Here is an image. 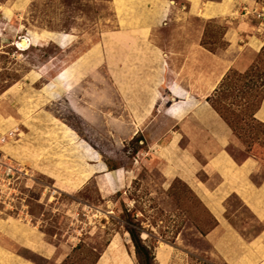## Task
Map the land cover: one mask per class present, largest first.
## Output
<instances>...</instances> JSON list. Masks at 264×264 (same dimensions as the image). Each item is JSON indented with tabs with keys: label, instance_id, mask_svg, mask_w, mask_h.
Instances as JSON below:
<instances>
[{
	"label": "rangeland",
	"instance_id": "rangeland-1",
	"mask_svg": "<svg viewBox=\"0 0 264 264\" xmlns=\"http://www.w3.org/2000/svg\"><path fill=\"white\" fill-rule=\"evenodd\" d=\"M120 30L110 0H0V153L27 174L14 184L13 200H0V220L34 226L66 255L61 264H94L96 256L95 264H138L125 232L127 215L155 264H224L205 240L213 217L189 186L166 178L170 163L159 158L170 160L168 150L134 140L118 84L123 52L113 51L112 60L107 48L110 32ZM225 32L218 22L170 20L148 44L165 54H184L185 42L217 52L226 48ZM23 39L25 51L17 46ZM259 53L242 54L258 68L248 84L257 97L247 111L234 107L239 148L229 147L228 154L237 162L260 155L264 145V124L251 117L264 101ZM140 55L135 64L144 70ZM180 57L170 60L178 64ZM246 69L237 63L226 75ZM19 252L36 264H56Z\"/></svg>",
	"mask_w": 264,
	"mask_h": 264
},
{
	"label": "crops",
	"instance_id": "crops-1",
	"mask_svg": "<svg viewBox=\"0 0 264 264\" xmlns=\"http://www.w3.org/2000/svg\"><path fill=\"white\" fill-rule=\"evenodd\" d=\"M110 5L121 30L110 32L107 48L112 60L113 51L123 52V77L115 79L134 135L149 149L168 150L170 160L159 158L170 163L166 178L189 186L213 217L205 240L224 264H264V145L260 155L234 160L228 148H239V142L207 102L233 65H251L242 56L246 50L255 54L264 48V0H110ZM191 18L226 26V48L211 53L185 42L179 55L148 44L166 22ZM134 50L144 70L135 64ZM171 56L182 59L177 64ZM255 118L264 124V101ZM19 251L56 264L66 258L24 220H0V264H36Z\"/></svg>",
	"mask_w": 264,
	"mask_h": 264
},
{
	"label": "trees",
	"instance_id": "trees-1",
	"mask_svg": "<svg viewBox=\"0 0 264 264\" xmlns=\"http://www.w3.org/2000/svg\"><path fill=\"white\" fill-rule=\"evenodd\" d=\"M208 51L211 53L213 52L212 50H208ZM263 52H264V48L260 51L259 56L262 55ZM249 67L244 71V73H240L237 75L235 73L236 71L233 70L235 72L231 73L230 75H226L222 79L220 85L215 90L214 94L207 99V102L210 104L211 108L219 115V117L227 124V126L231 129V131L235 135H236V128L234 126V123L237 120L236 118L232 119L235 115L234 111L236 110V108L234 107L239 106V108H241V111L243 107V111H247L252 107L257 97V90L251 88L248 84L251 83V79L252 77H254L253 76L254 72L256 73V71H258V68L257 66H251L250 68ZM234 78L236 79V81L234 80ZM261 87H263L264 89V81H262ZM244 99L246 100L245 103L243 104ZM223 100L224 102L225 101L227 102L222 103ZM262 100H263V96H261L257 101V105L254 109L255 113L259 110ZM251 117L253 122H256L259 126H263L262 123L254 119L252 114ZM237 124L239 123L237 122ZM134 140H137V142L140 143L142 137L140 135H137L135 136ZM127 218L129 223H127V225L125 226V232L128 234L130 241L134 247L137 263L155 264L154 256L151 252V249L145 246L141 239L140 228L132 224L133 220L131 216L127 215ZM77 250H80V248L75 249L74 252H76ZM99 257L100 256L95 257L96 259H94L95 260L94 264L98 261Z\"/></svg>",
	"mask_w": 264,
	"mask_h": 264
},
{
	"label": "built area",
	"instance_id": "built-area-1",
	"mask_svg": "<svg viewBox=\"0 0 264 264\" xmlns=\"http://www.w3.org/2000/svg\"><path fill=\"white\" fill-rule=\"evenodd\" d=\"M23 176H27V174L20 166L3 153H0V200L2 204H5L9 198L13 200V197L17 195L15 194L12 197L14 191H16L13 186Z\"/></svg>",
	"mask_w": 264,
	"mask_h": 264
},
{
	"label": "bare ground",
	"instance_id": "bare-ground-1",
	"mask_svg": "<svg viewBox=\"0 0 264 264\" xmlns=\"http://www.w3.org/2000/svg\"><path fill=\"white\" fill-rule=\"evenodd\" d=\"M17 46L22 51H25L29 48V41L27 39H23V41L20 40V42L17 43Z\"/></svg>",
	"mask_w": 264,
	"mask_h": 264
}]
</instances>
